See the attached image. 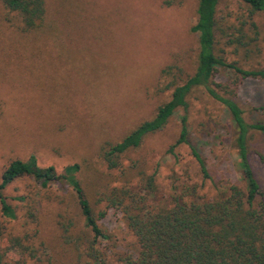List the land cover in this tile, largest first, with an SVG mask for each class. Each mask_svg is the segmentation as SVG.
<instances>
[{
    "label": "rangeland",
    "instance_id": "obj_1",
    "mask_svg": "<svg viewBox=\"0 0 264 264\" xmlns=\"http://www.w3.org/2000/svg\"><path fill=\"white\" fill-rule=\"evenodd\" d=\"M196 5L197 0H179L168 8L160 0H45L42 21L29 31L17 18L8 21L0 5V175L10 161L30 156L38 167H52L57 174L78 164L77 177L94 202L111 175L99 160L102 148L118 143L154 116L170 97L171 89L164 90V85H180L193 74L198 47L190 28L196 21ZM217 16L222 27L237 29L242 24L250 38L257 35L246 53H233L219 40L216 48H223L225 62L244 70L264 69V12L251 14L237 0H219ZM166 67L173 68L172 74L162 78ZM218 76L217 82L232 78L221 71ZM263 87L246 81L237 87L247 122H264V111L257 109L264 107ZM186 103L188 140L205 163L209 179H202L187 146L175 145L181 110L137 149L119 157L121 166L135 160L154 174V191L147 197L152 206L168 200L179 184L196 186L199 200L222 197L229 185L245 188L225 109L202 88L191 90ZM259 154L264 158V138L254 136L249 160L264 186ZM68 193L66 185L41 188L24 177L5 187L3 195L17 215L23 217L27 210L32 214L19 220L25 223L23 230L33 231L28 244L45 254L39 252L26 264H49L50 259L54 264L75 260L83 264L78 253L62 243L58 223L68 224L75 212ZM24 195L29 209L17 201ZM98 208L103 209L101 204ZM98 225L109 236L98 248L109 258L135 250L134 238L117 210H108ZM4 248L16 261L11 244Z\"/></svg>",
    "mask_w": 264,
    "mask_h": 264
},
{
    "label": "trees",
    "instance_id": "obj_2",
    "mask_svg": "<svg viewBox=\"0 0 264 264\" xmlns=\"http://www.w3.org/2000/svg\"><path fill=\"white\" fill-rule=\"evenodd\" d=\"M178 1L160 0V3L168 8ZM237 1L248 7L251 14L264 12V0ZM218 3L219 0H197L196 21L190 28L197 36L198 47L193 74L180 85H164V90L171 89L170 97L156 108L154 116L139 123L118 143L105 145L99 152V160L111 175L97 192L94 202L89 200L77 177L78 164L66 166L57 174L52 167H38L35 158L30 156L25 161L12 160L4 167L0 175V264H26L39 252L42 257L45 255L43 250L28 244L34 237L29 234L33 231L23 230L25 223L19 222L21 218L30 219L32 214L27 210L19 217L16 207L3 195L7 185L22 177L30 178L41 188L56 184L69 188L68 199L75 212L68 224H58L63 231L62 243L74 249L83 264H264V186L257 181L249 160L250 141L254 136L264 138V122H247L237 96L241 82L264 86V69L244 70L225 62L223 48H216L219 40L233 53L239 50L246 53L256 42L257 35L253 33L250 38L242 30V24L237 29L225 24L222 27L221 18L217 16ZM0 5L7 20L17 18L25 31L37 28L45 12V0H0ZM249 25L255 28L253 23ZM172 70V67L163 69L162 78L170 76ZM220 71L232 78L217 82ZM195 88H202L227 112L245 188L229 185L224 196L199 200L195 197L196 186L179 184L172 188L168 200L152 206L147 197L154 191V174H148L145 164L135 160L129 159L127 165L121 166L119 157L137 149L147 135L160 131L171 116L181 110L184 114L179 118L175 145L187 146L202 179H209L205 163L188 140L186 96ZM257 109L264 111L262 106ZM172 149L167 150L169 154L173 153ZM258 157L264 161L262 155ZM188 197L193 200L187 201ZM17 201L21 207L31 208L26 195L18 197ZM110 209L121 214L134 238L136 248L132 253L109 258L98 248L100 242L109 240L98 221ZM14 225L22 232L17 233ZM8 243L17 253L16 261L9 258L4 248ZM54 262L53 259L48 261L49 264ZM74 264L79 263L75 260Z\"/></svg>",
    "mask_w": 264,
    "mask_h": 264
}]
</instances>
